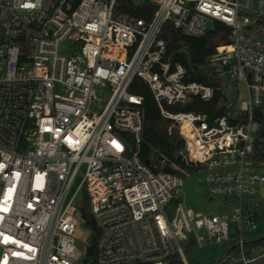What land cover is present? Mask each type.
I'll return each instance as SVG.
<instances>
[{
  "label": "built area",
  "instance_id": "1",
  "mask_svg": "<svg viewBox=\"0 0 264 264\" xmlns=\"http://www.w3.org/2000/svg\"><path fill=\"white\" fill-rule=\"evenodd\" d=\"M144 1L0 0V264H83L85 194L98 264H167L177 253L189 264L191 241L224 247L221 264L264 255V0H148L149 20L124 12ZM167 23L193 37L229 29L208 57L233 89L214 119L184 109L215 88L185 81ZM137 80L184 141L149 163ZM188 180L210 208L181 199Z\"/></svg>",
  "mask_w": 264,
  "mask_h": 264
},
{
  "label": "trees",
  "instance_id": "2",
  "mask_svg": "<svg viewBox=\"0 0 264 264\" xmlns=\"http://www.w3.org/2000/svg\"><path fill=\"white\" fill-rule=\"evenodd\" d=\"M154 11L155 6L148 2V0H145L136 9H124L125 13L147 20L152 17ZM228 34L229 29L223 24L217 25L216 30L209 32L203 37L188 36L181 30L174 28L171 23L165 25L162 37L166 41L168 54L172 57L173 61H178L186 67L187 74L185 81H196L215 88V94L211 100L205 101L196 96L184 106L186 111L202 112L207 114L210 119H214L224 112L226 103L229 100L222 89L226 80L209 67L208 57L214 52L215 46L218 45L213 42V39L218 37L219 41L223 43L228 40ZM132 91L140 93L144 97L143 140L140 146L141 158L146 161L152 154L158 156L160 153L172 156L176 149L183 147L184 141L176 131L172 134L169 133L170 120L161 115L160 109L147 84L137 80L132 87ZM259 121L261 127L257 142L255 143V158L257 162H264V117H259ZM77 206L84 219L85 227L91 230V234L97 233L96 236L91 235L83 264H98L97 241L99 230L92 215L89 198L86 194L77 202ZM187 250H197L193 241L187 245ZM188 263L193 264L189 260ZM221 263L222 256L220 257L219 264ZM167 264L185 263L181 255L177 253L169 257Z\"/></svg>",
  "mask_w": 264,
  "mask_h": 264
},
{
  "label": "rangeland",
  "instance_id": "3",
  "mask_svg": "<svg viewBox=\"0 0 264 264\" xmlns=\"http://www.w3.org/2000/svg\"><path fill=\"white\" fill-rule=\"evenodd\" d=\"M213 24L208 25V29H212ZM213 42L216 44H221L218 37L213 39ZM227 83V80H226ZM242 98L246 97V91L240 87ZM226 95L228 98L233 97V89L227 87ZM196 184L193 180H188L186 187L183 188L181 192V199L189 206H193L197 210L208 209L212 206V203L208 201L207 196L203 193H198L196 191ZM264 205V203H263ZM185 246V244H183ZM225 248L222 246H214L211 248H206L202 250H187L185 247V252L188 260L193 264H219L220 255L224 252ZM229 264H240V263H229ZM251 264H264V255L255 259Z\"/></svg>",
  "mask_w": 264,
  "mask_h": 264
},
{
  "label": "water",
  "instance_id": "4",
  "mask_svg": "<svg viewBox=\"0 0 264 264\" xmlns=\"http://www.w3.org/2000/svg\"><path fill=\"white\" fill-rule=\"evenodd\" d=\"M146 163H149V160H147ZM96 235H97L96 232L92 233V236H96Z\"/></svg>",
  "mask_w": 264,
  "mask_h": 264
},
{
  "label": "crops",
  "instance_id": "5",
  "mask_svg": "<svg viewBox=\"0 0 264 264\" xmlns=\"http://www.w3.org/2000/svg\"><path fill=\"white\" fill-rule=\"evenodd\" d=\"M262 227H264V225Z\"/></svg>",
  "mask_w": 264,
  "mask_h": 264
}]
</instances>
